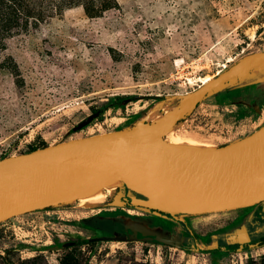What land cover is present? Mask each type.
Returning <instances> with one entry per match:
<instances>
[{"label":"rangeland","instance_id":"obj_1","mask_svg":"<svg viewBox=\"0 0 264 264\" xmlns=\"http://www.w3.org/2000/svg\"><path fill=\"white\" fill-rule=\"evenodd\" d=\"M115 1L95 18L73 6L7 42L0 159L136 127L160 140L170 128L211 152L264 124V59L193 96L175 125L147 121L151 110L178 109L205 77L264 52V0ZM123 188L93 209L67 200L0 222V264H59L67 254L79 264H264V244L255 243L264 236V203L169 216L118 203Z\"/></svg>","mask_w":264,"mask_h":264},{"label":"water","instance_id":"obj_2","mask_svg":"<svg viewBox=\"0 0 264 264\" xmlns=\"http://www.w3.org/2000/svg\"><path fill=\"white\" fill-rule=\"evenodd\" d=\"M262 59L264 52L254 53L186 95L162 129L187 113L198 100L193 96L224 86ZM150 134L136 128L114 131L0 159V222L66 202L97 170L116 175L120 185L133 193L122 203L146 212L198 215L264 203V124L208 153L156 140ZM155 240L177 245L170 239Z\"/></svg>","mask_w":264,"mask_h":264},{"label":"trees","instance_id":"obj_3","mask_svg":"<svg viewBox=\"0 0 264 264\" xmlns=\"http://www.w3.org/2000/svg\"><path fill=\"white\" fill-rule=\"evenodd\" d=\"M73 6H81L87 17L95 18L105 10L116 7L117 2L115 0H0V52L5 50L7 42L13 37L37 28L47 19L60 16ZM43 147H46V144L41 142L30 151ZM95 225L99 227V221ZM259 239L258 245H263L264 237ZM59 264H79V262L75 257L67 254Z\"/></svg>","mask_w":264,"mask_h":264},{"label":"bare ground","instance_id":"obj_4","mask_svg":"<svg viewBox=\"0 0 264 264\" xmlns=\"http://www.w3.org/2000/svg\"><path fill=\"white\" fill-rule=\"evenodd\" d=\"M223 68H226V66L223 65ZM211 79V77H205L200 81V84L203 85ZM186 100L187 99H185L184 101ZM176 109L177 108H166L162 114L157 113V111L155 110H151L147 114V121L151 122V125L153 127H158L161 125V123L165 124L175 113ZM136 129L140 128L136 127ZM166 132L167 136L165 141L170 144L196 152L208 153L207 151H210L209 146L199 145L196 143H192L191 141H185L184 139L176 135L175 132L170 128L166 129ZM150 135L153 139L160 140L158 132H152ZM210 148L213 151L212 147ZM119 186L120 180L116 175L106 171L97 170L91 178L84 181L73 190L71 197L69 198V203L78 202L77 204L81 208L93 209L100 203H102L107 196L112 195L116 188Z\"/></svg>","mask_w":264,"mask_h":264},{"label":"flooded vegetation","instance_id":"obj_5","mask_svg":"<svg viewBox=\"0 0 264 264\" xmlns=\"http://www.w3.org/2000/svg\"><path fill=\"white\" fill-rule=\"evenodd\" d=\"M123 187H124V186H123ZM115 194H116V197H117V201H118V203L123 202V200H124L125 198H127L128 196L133 195L132 192L126 190L125 188L120 189L119 191H116ZM260 211L264 213V204L260 207ZM262 237H264V236H262ZM262 237H260V238H262ZM259 240H260V239H258V241H259ZM258 241H256L255 243H258Z\"/></svg>","mask_w":264,"mask_h":264}]
</instances>
